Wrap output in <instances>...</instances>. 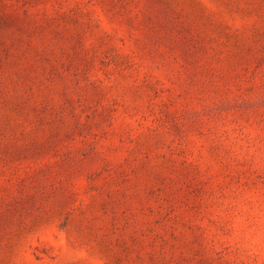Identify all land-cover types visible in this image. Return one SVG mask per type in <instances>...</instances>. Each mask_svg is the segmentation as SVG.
I'll list each match as a JSON object with an SVG mask.
<instances>
[{
  "label": "rangeland",
  "instance_id": "374dc122",
  "mask_svg": "<svg viewBox=\"0 0 264 264\" xmlns=\"http://www.w3.org/2000/svg\"><path fill=\"white\" fill-rule=\"evenodd\" d=\"M0 264H264V0H0Z\"/></svg>",
  "mask_w": 264,
  "mask_h": 264
}]
</instances>
